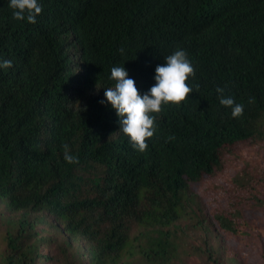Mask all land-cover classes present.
Wrapping results in <instances>:
<instances>
[{"label": "trees", "instance_id": "1", "mask_svg": "<svg viewBox=\"0 0 264 264\" xmlns=\"http://www.w3.org/2000/svg\"><path fill=\"white\" fill-rule=\"evenodd\" d=\"M38 3L31 24L0 0V264H246L264 220V0ZM177 48L193 93L136 151L100 103L111 68L143 95ZM230 173L208 202L195 193Z\"/></svg>", "mask_w": 264, "mask_h": 264}, {"label": "clouds", "instance_id": "2", "mask_svg": "<svg viewBox=\"0 0 264 264\" xmlns=\"http://www.w3.org/2000/svg\"><path fill=\"white\" fill-rule=\"evenodd\" d=\"M13 19L36 23V17L43 11L38 0H9ZM164 63L155 68L154 85L143 95L136 87L135 80L129 77L123 66H113L109 79L114 81L112 87L106 88L105 100L115 110L119 130L128 138L132 148L144 152L148 148L147 140L157 131L156 117L163 112L164 106L172 104L180 106L193 93V87L187 83L195 76V69L185 50L177 48L164 59ZM12 61L0 59V68H11ZM198 85L196 88L198 89ZM221 106L231 109V116L239 118L243 115L244 105L237 104L231 96H225V89L217 87ZM249 103H254L250 98ZM64 160L68 164H77L79 159L71 154L69 146L65 144Z\"/></svg>", "mask_w": 264, "mask_h": 264}, {"label": "rangeland", "instance_id": "3", "mask_svg": "<svg viewBox=\"0 0 264 264\" xmlns=\"http://www.w3.org/2000/svg\"><path fill=\"white\" fill-rule=\"evenodd\" d=\"M231 183V173L223 176L220 175L217 178L211 177L210 179L203 180L199 183V186L195 187L194 191L204 201L208 202V200H210V196L216 194L215 191L218 185L224 189H227L228 185L231 186ZM251 219L255 220L256 217H252ZM257 220H259L257 224L260 235H258L256 239H253V236H249V238H245V241L240 244L241 250L243 252L242 254L245 257L244 259H247L246 264H264V220ZM224 245L226 250L230 248V244Z\"/></svg>", "mask_w": 264, "mask_h": 264}]
</instances>
